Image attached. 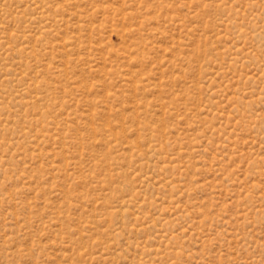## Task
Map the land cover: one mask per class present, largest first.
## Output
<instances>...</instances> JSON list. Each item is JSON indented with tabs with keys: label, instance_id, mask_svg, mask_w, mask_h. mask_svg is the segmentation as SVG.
Here are the masks:
<instances>
[{
	"label": "rangeland",
	"instance_id": "rangeland-1",
	"mask_svg": "<svg viewBox=\"0 0 264 264\" xmlns=\"http://www.w3.org/2000/svg\"><path fill=\"white\" fill-rule=\"evenodd\" d=\"M0 264H264V0H0Z\"/></svg>",
	"mask_w": 264,
	"mask_h": 264
}]
</instances>
